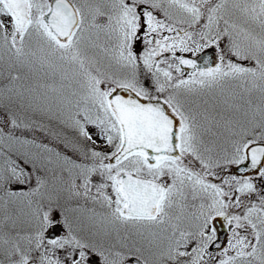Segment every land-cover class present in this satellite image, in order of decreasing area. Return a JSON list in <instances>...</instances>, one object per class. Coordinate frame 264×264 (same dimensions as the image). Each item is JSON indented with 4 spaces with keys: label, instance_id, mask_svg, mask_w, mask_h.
Segmentation results:
<instances>
[{
    "label": "snow or ice",
    "instance_id": "1",
    "mask_svg": "<svg viewBox=\"0 0 264 264\" xmlns=\"http://www.w3.org/2000/svg\"><path fill=\"white\" fill-rule=\"evenodd\" d=\"M0 264H264V0H0Z\"/></svg>",
    "mask_w": 264,
    "mask_h": 264
}]
</instances>
